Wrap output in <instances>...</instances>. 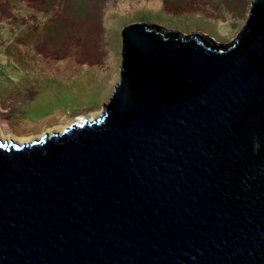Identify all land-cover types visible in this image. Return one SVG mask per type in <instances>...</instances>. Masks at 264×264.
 Returning <instances> with one entry per match:
<instances>
[{"label": "water", "instance_id": "water-1", "mask_svg": "<svg viewBox=\"0 0 264 264\" xmlns=\"http://www.w3.org/2000/svg\"><path fill=\"white\" fill-rule=\"evenodd\" d=\"M122 38L97 118L0 135V264H264V0L227 43Z\"/></svg>", "mask_w": 264, "mask_h": 264}, {"label": "rangeland", "instance_id": "rangeland-1", "mask_svg": "<svg viewBox=\"0 0 264 264\" xmlns=\"http://www.w3.org/2000/svg\"><path fill=\"white\" fill-rule=\"evenodd\" d=\"M252 1L0 0V128L21 142L97 118L120 81L127 24L227 43Z\"/></svg>", "mask_w": 264, "mask_h": 264}, {"label": "bare ground", "instance_id": "bare-ground-1", "mask_svg": "<svg viewBox=\"0 0 264 264\" xmlns=\"http://www.w3.org/2000/svg\"><path fill=\"white\" fill-rule=\"evenodd\" d=\"M83 116L80 118V120H83ZM59 128V127H58ZM1 132H0V135L3 139H7V140H11V139H14V140H17L14 135H9L7 133H5L1 128H0ZM34 138L33 137H28V136H21L20 137V141L23 143V142H27V141H31L33 140ZM19 142V141H18ZM20 142V143H21Z\"/></svg>", "mask_w": 264, "mask_h": 264}, {"label": "trees", "instance_id": "trees-1", "mask_svg": "<svg viewBox=\"0 0 264 264\" xmlns=\"http://www.w3.org/2000/svg\"><path fill=\"white\" fill-rule=\"evenodd\" d=\"M162 30V29H161ZM218 46H220V45H218Z\"/></svg>", "mask_w": 264, "mask_h": 264}]
</instances>
